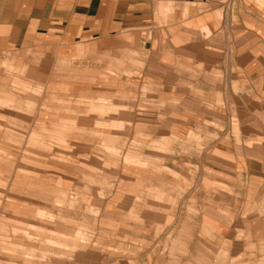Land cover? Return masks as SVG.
Returning <instances> with one entry per match:
<instances>
[{"label":"rangeland","instance_id":"374dc122","mask_svg":"<svg viewBox=\"0 0 264 264\" xmlns=\"http://www.w3.org/2000/svg\"><path fill=\"white\" fill-rule=\"evenodd\" d=\"M71 1L81 0H37ZM106 1L143 17L120 33L121 53L111 42L43 75L30 54L0 56V264H264V194L227 192L232 167L211 149L221 122L202 116L218 131L176 132L195 117L146 83L151 31L179 3ZM115 190L141 193V212L108 205Z\"/></svg>","mask_w":264,"mask_h":264},{"label":"crops","instance_id":"0c3cea01","mask_svg":"<svg viewBox=\"0 0 264 264\" xmlns=\"http://www.w3.org/2000/svg\"><path fill=\"white\" fill-rule=\"evenodd\" d=\"M174 1L179 5L160 28L152 29L145 48L146 83L161 86L158 95L163 100L178 99L183 111L195 117L193 124L176 132H217L215 126L197 124L202 116L203 121L208 117L217 125L221 122L223 135L211 143V149L222 150L232 167V174L227 173L231 179H225L227 192L260 196L264 194V0ZM184 3H188L186 10ZM203 4L210 7L200 8ZM127 5L81 0L62 7L37 0H0V56L15 53L17 60L24 61L30 54L38 62L36 75H43L59 57L98 49L104 52L111 42L119 49L114 51L121 53L120 33L143 22ZM79 43L82 45L77 47ZM119 79L114 80L122 84ZM0 104L4 106L1 98ZM115 192L108 205L125 214L141 212L137 201L143 197L141 193ZM195 194L191 191L188 198ZM130 196L134 198L131 205ZM127 207L130 211H125ZM177 212L186 213V206ZM200 244L210 246L216 254L219 251L203 238Z\"/></svg>","mask_w":264,"mask_h":264}]
</instances>
